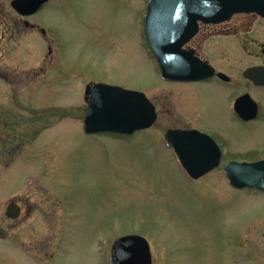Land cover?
Wrapping results in <instances>:
<instances>
[{
    "label": "rangeland",
    "instance_id": "374dc122",
    "mask_svg": "<svg viewBox=\"0 0 264 264\" xmlns=\"http://www.w3.org/2000/svg\"><path fill=\"white\" fill-rule=\"evenodd\" d=\"M11 1L0 0V264H109L113 241L131 233L150 240L153 264H264V192L235 188L227 159L193 179L167 146V128L202 127L203 105L162 81L141 40L149 0H51L30 16ZM229 23L210 32L202 55L258 96L242 71L264 64V19ZM95 82L145 92L159 117L130 135L85 133ZM201 87L207 104L218 101L220 90ZM251 138L264 142V127ZM251 138L241 136L248 151L235 159L264 157Z\"/></svg>",
    "mask_w": 264,
    "mask_h": 264
},
{
    "label": "water",
    "instance_id": "95a60500",
    "mask_svg": "<svg viewBox=\"0 0 264 264\" xmlns=\"http://www.w3.org/2000/svg\"><path fill=\"white\" fill-rule=\"evenodd\" d=\"M49 0H12L24 15L35 13ZM256 12L264 16V0H149L146 31L157 56L162 75L167 79L196 80L211 76L214 68L193 56L184 44L197 32L200 21L221 23L234 14ZM202 64L201 69L195 66ZM251 77L264 83V66L250 70ZM223 75V74H220ZM88 106L83 119L86 133H133L150 127L157 119L154 103L145 92L98 82L86 87ZM166 138L178 153L184 167L199 179L221 163L222 151L207 133L197 129H168ZM226 175L237 188L252 187L264 191V159L253 162L231 161ZM8 213L16 218L21 208L9 204ZM148 239L139 234L121 236L112 246L110 264H152Z\"/></svg>",
    "mask_w": 264,
    "mask_h": 264
},
{
    "label": "flooded vegetation",
    "instance_id": "af4514ba",
    "mask_svg": "<svg viewBox=\"0 0 264 264\" xmlns=\"http://www.w3.org/2000/svg\"><path fill=\"white\" fill-rule=\"evenodd\" d=\"M50 2V1H49ZM246 15H257L260 19H264L263 16L257 14V13H242ZM238 15V14H236ZM234 15L230 20L218 23V24H207V23H201L198 31L196 34L184 45V47L187 50H193L194 56L200 58L201 60L211 64L214 68L215 71L211 76L201 78V79H196V80H167L162 77L160 68L159 72L162 78L163 82H167L170 84L175 85V91L177 92H183L186 94H191L193 93L194 96L196 97L195 100L199 105H203V107H198L196 111L198 110L200 112L199 117H197L200 125L202 127H187V128H194V129H199L207 134H209L212 138L215 139V141L218 143L221 151H222V164L227 159L225 162L230 161V160H237L235 157L238 155H244L242 147H240L239 140L241 139V136L244 137L245 140L250 143L251 135L256 134L257 129L261 128L262 126L264 127V83H258L256 82L252 77H250L247 74L248 68L255 67V66H264V64H256V65H249L247 66L243 71L242 75L244 79H247L249 81V84L258 90V96H256L251 90H242V81H237L234 77V75L231 74V72L226 71L220 67H218L215 64H212L210 60L205 58L202 55L201 47L204 41L210 40V32L216 31V28L219 26H223L224 29L227 27H231V24L229 23L236 17ZM26 24H28L26 22ZM29 25V24H28ZM215 35V34H214ZM200 36H206L208 38H205L204 40L200 41ZM219 36V35H218ZM220 36L224 37L227 36L226 33L220 34ZM141 40L144 43V46L146 47L147 44V35H146V29L144 28V31L142 30L141 33ZM159 67V66H158ZM196 68H199L201 66H195ZM221 73H224L223 75H220ZM247 84V85H249ZM201 86H213L215 89L220 90V93H218V101L213 98L212 103L207 104V98L210 97L209 94L211 92H206L204 88ZM177 88V89H176ZM227 90L229 93H227ZM197 91V92H196ZM195 92V93H194ZM212 95V94H211ZM219 96L221 98H219ZM176 101L179 104V99L177 97ZM174 103V102H173ZM157 106V111H158V117H159V103H155ZM214 111L215 114L217 115H223L224 117H228L229 125L227 124H219L221 126H218L216 121L210 122L208 118L204 116V111ZM223 111V113H221ZM204 122V124L202 123ZM203 125L211 128V129H206L203 127ZM213 125V126H212ZM214 125L217 128H223L227 131L228 137L231 139L229 142L233 141L232 144L229 145L231 148L230 152L227 150V147L225 146L223 139L221 138V135L214 130ZM234 128L237 131H231L228 130L227 128ZM170 128V127H169ZM167 128V129H169ZM173 128V127H172ZM178 128V127H177ZM234 138V139H233ZM253 140V146H258L264 148V142H255V138H251ZM239 145V147H238ZM228 146V143H227ZM260 148L259 150H261ZM248 151L247 149H244ZM258 151V150H256ZM228 157H231V159H228ZM264 159V157H259L256 159H248L249 161L253 160H260ZM244 159L240 160L243 161ZM224 162V164H225ZM221 164V165H222ZM223 164V167H224ZM219 165L217 168L218 169L221 167ZM214 169V170H215Z\"/></svg>",
    "mask_w": 264,
    "mask_h": 264
}]
</instances>
